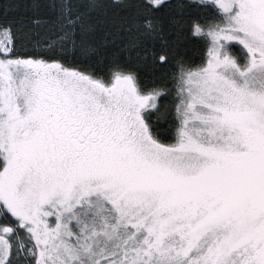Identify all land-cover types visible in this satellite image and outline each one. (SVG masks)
Masks as SVG:
<instances>
[{
	"label": "snow or ice",
	"instance_id": "snow-or-ice-1",
	"mask_svg": "<svg viewBox=\"0 0 264 264\" xmlns=\"http://www.w3.org/2000/svg\"><path fill=\"white\" fill-rule=\"evenodd\" d=\"M0 264H264V0H0Z\"/></svg>",
	"mask_w": 264,
	"mask_h": 264
}]
</instances>
